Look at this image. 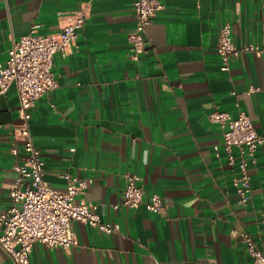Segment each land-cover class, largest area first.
Returning <instances> with one entry per match:
<instances>
[{"label":"crops","instance_id":"obj_1","mask_svg":"<svg viewBox=\"0 0 264 264\" xmlns=\"http://www.w3.org/2000/svg\"><path fill=\"white\" fill-rule=\"evenodd\" d=\"M84 1L0 0V68L15 40L33 30L59 32ZM134 1L91 0L76 45L54 56L59 86L37 100L30 124L44 179L61 191L65 174L91 179L76 201L120 230L74 221L76 245L36 242L30 264H251L241 233L264 251V144L250 163L252 190L242 203L234 184L241 155L235 150L230 162L210 114L244 111L264 132V0H159L164 7L138 59L130 43ZM225 23L240 49L228 70L217 50ZM251 43L262 56L244 50ZM19 107L13 84L0 94V214L12 205L14 164L24 157L10 151ZM128 172L139 177L146 199L161 195L162 210L122 205ZM7 259L0 247V262Z\"/></svg>","mask_w":264,"mask_h":264},{"label":"built area","instance_id":"obj_2","mask_svg":"<svg viewBox=\"0 0 264 264\" xmlns=\"http://www.w3.org/2000/svg\"><path fill=\"white\" fill-rule=\"evenodd\" d=\"M90 3L91 0H86L70 11L68 22L57 33L41 34L33 30L15 40L5 65L0 68V94L15 84L20 102L22 122L17 129L19 137L11 142L10 151L15 157L24 153V157L16 159L14 164L17 179L10 193L12 205L0 214V247L8 255V259L0 264H30V253L36 242L52 248L73 247L77 244L72 227L74 221L99 227L108 233L120 230L119 224L102 220L92 205L76 201V197L93 182L91 179L65 174L68 185L64 191L52 187L44 179L45 161L34 143L30 126L37 100L59 86L53 70L54 56L58 52L66 55L76 45L79 32L89 17ZM163 7L159 0L134 1L137 24L130 34L134 59L146 50V30ZM217 50L222 58V68L228 70L231 59L240 52L233 41L230 23H225L221 29ZM244 50L254 51L257 56L263 53L260 45L254 43L246 45ZM260 88L253 86L252 90ZM210 119L223 129L222 146L229 154L230 162H236L235 150L241 155L238 161L240 175L234 184L241 202L246 203L252 190L250 163L254 161L258 147L264 144V132L256 130L251 117L244 111L233 117L229 112L217 110L210 114ZM220 148L218 144L214 146L218 156ZM138 181L137 175L125 174L122 205L135 209L144 204L149 211L162 210L165 204L161 195L155 193L146 199ZM261 222L264 223V217ZM241 241L251 264H264V251L249 232L241 233Z\"/></svg>","mask_w":264,"mask_h":264}]
</instances>
